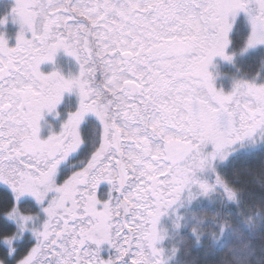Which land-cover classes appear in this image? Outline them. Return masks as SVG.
Segmentation results:
<instances>
[{
    "label": "snow or ice",
    "instance_id": "6c2138e0",
    "mask_svg": "<svg viewBox=\"0 0 264 264\" xmlns=\"http://www.w3.org/2000/svg\"><path fill=\"white\" fill-rule=\"evenodd\" d=\"M260 203L264 0H0V264L243 252Z\"/></svg>",
    "mask_w": 264,
    "mask_h": 264
},
{
    "label": "trees",
    "instance_id": "16d2710c",
    "mask_svg": "<svg viewBox=\"0 0 264 264\" xmlns=\"http://www.w3.org/2000/svg\"><path fill=\"white\" fill-rule=\"evenodd\" d=\"M243 219L247 220L248 223L244 224L237 221L233 224V229L239 231L242 228H247L249 232L256 234V238L261 241V245L249 241L248 248L241 252L226 245L225 240L228 238V234H226L225 239L218 240L215 243L209 237L205 240V249L188 257L189 264H200V261L206 255H214L217 259H227L229 264H261L260 252L261 247L264 246V234H261L260 229L264 228V203L253 204L246 209Z\"/></svg>",
    "mask_w": 264,
    "mask_h": 264
}]
</instances>
